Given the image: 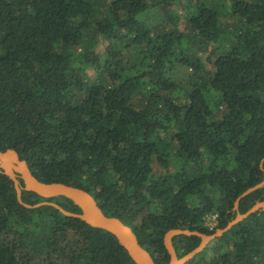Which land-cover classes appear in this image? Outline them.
<instances>
[{
  "label": "trees",
  "instance_id": "obj_1",
  "mask_svg": "<svg viewBox=\"0 0 264 264\" xmlns=\"http://www.w3.org/2000/svg\"><path fill=\"white\" fill-rule=\"evenodd\" d=\"M187 1L152 25L139 17L182 1L0 0V150L88 192L156 264L168 229L210 234L264 199L263 184L233 208L264 179V0ZM20 198L79 212L63 196ZM171 241L180 257L199 238ZM0 264L134 263L107 231L20 205L0 172ZM185 264H264V210Z\"/></svg>",
  "mask_w": 264,
  "mask_h": 264
},
{
  "label": "water",
  "instance_id": "obj_2",
  "mask_svg": "<svg viewBox=\"0 0 264 264\" xmlns=\"http://www.w3.org/2000/svg\"><path fill=\"white\" fill-rule=\"evenodd\" d=\"M0 172L11 181L15 198L20 205L29 208L42 203H48L63 215L71 216L84 222L90 227L103 229L112 234L119 246L126 252L127 256L134 264H156L150 257L149 253L138 244L131 229L124 225L117 217L103 214L92 196L85 190L61 182H42L38 180L29 171L25 160L20 159L17 152L10 148L2 151L0 150ZM19 180H21L22 184H20ZM263 184L264 179L242 191L234 200L233 208L235 209L237 207L240 198ZM21 190L34 192L43 198L63 196L71 200L72 203L78 207L79 212L73 213L66 211L56 203L52 202H41L29 205L21 201ZM263 210L264 199L257 200L244 212H236L234 217L227 221L223 227L216 228L210 234L188 229H168L162 236V244L168 254V260L164 264H185L210 241L221 236L225 231L229 230L231 226L245 219L250 214ZM177 235H195L199 238V242L191 250L182 256L177 257L171 241V238Z\"/></svg>",
  "mask_w": 264,
  "mask_h": 264
},
{
  "label": "rangeland",
  "instance_id": "obj_3",
  "mask_svg": "<svg viewBox=\"0 0 264 264\" xmlns=\"http://www.w3.org/2000/svg\"><path fill=\"white\" fill-rule=\"evenodd\" d=\"M182 3H174L171 5H165V6H160L159 8H155L150 10L147 14L141 15L143 21L147 22L148 24H154L157 21H159L161 18H171L173 13L180 14L184 12L187 9L188 4L190 3L187 0H181ZM198 2V1H196ZM195 2V3H196ZM106 45V41L101 39V42L96 47L97 52H101L103 49V46ZM187 72V69L184 65H180V63H176L174 65L173 69V74L178 76V77H183L185 73ZM92 71L88 70L87 75L92 76Z\"/></svg>",
  "mask_w": 264,
  "mask_h": 264
},
{
  "label": "built area",
  "instance_id": "obj_4",
  "mask_svg": "<svg viewBox=\"0 0 264 264\" xmlns=\"http://www.w3.org/2000/svg\"><path fill=\"white\" fill-rule=\"evenodd\" d=\"M215 216L214 215H208L204 218V223L208 228H212L214 225V221H215Z\"/></svg>",
  "mask_w": 264,
  "mask_h": 264
}]
</instances>
